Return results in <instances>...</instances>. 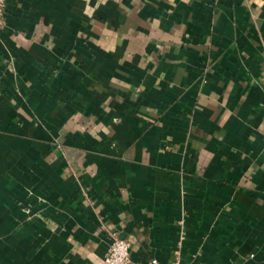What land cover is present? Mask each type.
Segmentation results:
<instances>
[{
    "label": "crops",
    "instance_id": "obj_1",
    "mask_svg": "<svg viewBox=\"0 0 264 264\" xmlns=\"http://www.w3.org/2000/svg\"><path fill=\"white\" fill-rule=\"evenodd\" d=\"M0 264H264V0H4Z\"/></svg>",
    "mask_w": 264,
    "mask_h": 264
},
{
    "label": "built area",
    "instance_id": "obj_2",
    "mask_svg": "<svg viewBox=\"0 0 264 264\" xmlns=\"http://www.w3.org/2000/svg\"><path fill=\"white\" fill-rule=\"evenodd\" d=\"M4 0H0V26L2 24ZM130 243L125 238H114L105 254L104 261L106 264H129ZM151 264H156V260L152 259ZM174 264H179L175 262Z\"/></svg>",
    "mask_w": 264,
    "mask_h": 264
}]
</instances>
